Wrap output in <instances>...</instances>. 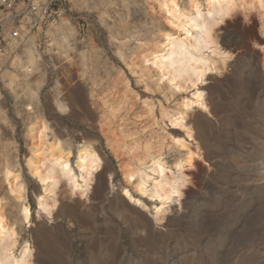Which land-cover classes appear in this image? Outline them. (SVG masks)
Masks as SVG:
<instances>
[{
  "label": "rangeland",
  "instance_id": "obj_1",
  "mask_svg": "<svg viewBox=\"0 0 264 264\" xmlns=\"http://www.w3.org/2000/svg\"><path fill=\"white\" fill-rule=\"evenodd\" d=\"M161 1L68 0L7 60L0 180L6 167L23 164L26 129L44 118L50 137L71 149L64 147L77 182L74 195L59 184L46 220L37 213L38 183L24 172L28 225L0 182L15 257L27 242L30 264H264V0H237L227 18L208 22L199 55L215 73L182 90L152 64L163 35L176 31ZM190 1L178 0L181 8ZM189 102L187 127H175ZM84 144L102 162L86 195L75 165ZM151 155L170 163L163 179L175 189L153 190L158 171L144 207L130 175Z\"/></svg>",
  "mask_w": 264,
  "mask_h": 264
},
{
  "label": "bare ground",
  "instance_id": "obj_2",
  "mask_svg": "<svg viewBox=\"0 0 264 264\" xmlns=\"http://www.w3.org/2000/svg\"><path fill=\"white\" fill-rule=\"evenodd\" d=\"M160 3L161 8L168 13L170 22L175 26L176 31L163 35L164 41L160 54L153 57L152 64L160 78L167 81L169 87L175 90H182L190 85L196 87L215 73L208 69L212 59L201 58L199 55L202 44L199 39L206 36L203 34L208 28L209 21L215 19L223 21L240 3H237V0H206L205 3L192 0L188 6L182 8L178 0H162ZM194 33L199 34V38L194 36ZM202 98V93L195 96L196 101L204 104ZM184 107L186 108L184 113L179 114V117L172 121L175 127H187L186 117L191 114L194 103H184ZM27 110L31 114L33 108L28 106ZM50 131V125L46 119H34L26 129L29 151L23 164H20L17 169L6 167L0 180L5 185L8 197L19 206V215L25 225L30 224L32 214L28 204L25 173L38 183L37 213L46 220L51 217L49 210L51 208L54 210L57 205L55 193L61 182H65L72 195L77 191L70 153L64 151V147L70 148L65 143L62 147L59 139L53 140L50 137ZM187 136H190L189 132ZM176 142L183 144L181 141ZM182 148L185 149V146ZM97 151L92 145L84 144L77 153L78 157L75 162L77 173L81 179L87 178L84 185L86 188L83 190L84 195L90 190L86 184L92 183L101 169L102 162ZM149 159V162L143 164V168L130 175L131 181L136 178L135 189L139 197L138 202L144 207L143 199L147 196L146 191L149 190L150 183L155 180L154 176L158 171L161 172L159 174L161 179L153 185V190L170 192L171 189H175V185L163 179V170L170 165L166 158L162 155H151ZM89 166L92 168H88ZM172 167L177 170L179 176V171L184 172L185 163L179 159L172 163ZM103 173H101L102 176ZM124 190L126 196H130V190L127 188ZM5 205L4 199L0 197V264H30L32 250L29 243H24L18 257L14 255L18 239L14 226L9 224L5 217ZM154 222L157 224L156 216Z\"/></svg>",
  "mask_w": 264,
  "mask_h": 264
},
{
  "label": "built area",
  "instance_id": "obj_3",
  "mask_svg": "<svg viewBox=\"0 0 264 264\" xmlns=\"http://www.w3.org/2000/svg\"><path fill=\"white\" fill-rule=\"evenodd\" d=\"M68 0H0V73L21 52L32 30L63 10ZM1 96V93H0Z\"/></svg>",
  "mask_w": 264,
  "mask_h": 264
},
{
  "label": "water",
  "instance_id": "obj_4",
  "mask_svg": "<svg viewBox=\"0 0 264 264\" xmlns=\"http://www.w3.org/2000/svg\"><path fill=\"white\" fill-rule=\"evenodd\" d=\"M150 219H151L152 223L155 224L154 218L153 217H150Z\"/></svg>",
  "mask_w": 264,
  "mask_h": 264
}]
</instances>
